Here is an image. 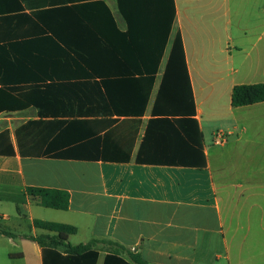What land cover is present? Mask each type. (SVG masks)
I'll use <instances>...</instances> for the list:
<instances>
[{"label": "crops", "instance_id": "crops-1", "mask_svg": "<svg viewBox=\"0 0 264 264\" xmlns=\"http://www.w3.org/2000/svg\"><path fill=\"white\" fill-rule=\"evenodd\" d=\"M93 1L59 0V5ZM103 1L118 29L126 31L118 0ZM175 6L166 53L180 32L206 166L137 161L140 152L160 148L152 143L143 149L142 143L154 118L165 56L144 114L109 115L115 123L98 134L96 160L22 156L15 131L29 121L100 115L41 118L33 105L3 111L0 133L9 131L15 153L0 154V225L16 236L0 234V264H43L41 246L25 236L48 233L35 220L75 227L72 245L101 241L97 264L114 251L133 264H264V101L232 105L236 85L264 83V0H175ZM25 7L29 12L38 6ZM96 23L109 33L108 19ZM2 87L44 91L48 82ZM206 125L214 129L210 137ZM219 131L225 136L221 144L215 143ZM29 187L68 192V209L42 206L27 194Z\"/></svg>", "mask_w": 264, "mask_h": 264}, {"label": "trees", "instance_id": "trees-1", "mask_svg": "<svg viewBox=\"0 0 264 264\" xmlns=\"http://www.w3.org/2000/svg\"><path fill=\"white\" fill-rule=\"evenodd\" d=\"M93 2L60 6L59 0H0V113L33 105L41 118L101 116L24 123L15 131L22 156L96 160L100 157L98 134L115 123L109 115L145 112L176 19L175 0H118L126 31L118 29L103 0ZM25 6L38 7L27 12ZM107 19L110 31L103 33V24L96 22ZM29 81L48 82V87L27 92L2 87ZM126 97L125 104L116 103ZM262 101L264 83L233 88L234 107ZM152 113L142 148L150 149L152 143L160 148L157 153L140 152L137 161L205 167L203 136L195 118L180 32L170 46ZM43 132L48 137L37 139ZM14 153L10 133L5 130L0 133V154ZM27 194L47 208L69 207L66 191L29 187ZM33 225L48 231L25 235L41 246L43 264L98 263L97 244L101 241L72 245L68 239L75 227L41 220ZM0 234L16 236L2 225ZM103 264L133 263L114 251L104 257Z\"/></svg>", "mask_w": 264, "mask_h": 264}, {"label": "built area", "instance_id": "built-area-1", "mask_svg": "<svg viewBox=\"0 0 264 264\" xmlns=\"http://www.w3.org/2000/svg\"><path fill=\"white\" fill-rule=\"evenodd\" d=\"M224 141H225V136H224L223 132H221V131L217 132L215 135V143L221 144Z\"/></svg>", "mask_w": 264, "mask_h": 264}, {"label": "rangeland", "instance_id": "rangeland-1", "mask_svg": "<svg viewBox=\"0 0 264 264\" xmlns=\"http://www.w3.org/2000/svg\"><path fill=\"white\" fill-rule=\"evenodd\" d=\"M168 50H169V49H168ZM167 54H168V52H167L166 55H165L163 65H164L165 60H166V58H167ZM213 130H214L213 127H209L208 125L205 126V134H206L208 137H210V136L212 135ZM0 214H1V213H0Z\"/></svg>", "mask_w": 264, "mask_h": 264}]
</instances>
